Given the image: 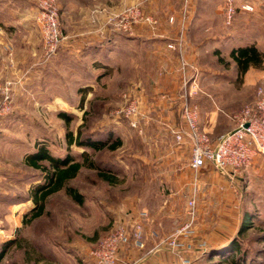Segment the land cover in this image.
Segmentation results:
<instances>
[{
  "label": "rangeland",
  "instance_id": "1",
  "mask_svg": "<svg viewBox=\"0 0 264 264\" xmlns=\"http://www.w3.org/2000/svg\"><path fill=\"white\" fill-rule=\"evenodd\" d=\"M97 1L56 0L63 35L58 50L50 57L46 55V42L37 19L38 0L31 4L41 33L43 60L52 64L54 72L59 70L58 75L51 77V84L62 80L64 86H52L46 95H15L12 81H0V86L10 87L11 95L10 107L0 114V253H4L0 264H96L91 252L98 241L142 210L149 212L145 245L149 228L165 252L156 257L152 254L157 249H130L120 254L117 264L179 263L170 247L160 241L188 220L187 201L196 182L190 167L191 143L188 139L178 143L172 132L186 128L182 104L188 97L198 107L199 125L216 142L221 132L235 127L234 116L254 102L257 87L264 83V77L258 78L256 71L240 73L230 57L234 46L252 35L264 41V9L258 10L256 18L250 16L256 7H264V0H232L236 12L230 23L225 15L228 0H210L213 5L218 1L221 16L214 8V23L194 34L196 38L203 37L209 51L192 61L186 57L184 42L178 67L172 71L178 72L174 82L179 85L176 96L155 90L157 78L172 69L162 68L153 58L158 45L147 37L159 34V16L146 11L143 2L121 7L114 0L110 8L96 4ZM91 2L96 5L93 7ZM196 2L185 0L182 14L169 17L171 23L174 17L183 19L179 34H185L184 40L191 7ZM135 5L146 15L154 16L157 26L130 19L132 29L126 30L120 25L121 18L109 23L110 16ZM244 5L253 9H245ZM3 14L0 18L15 16ZM254 18L261 21L251 22ZM138 25L148 28L146 37L137 36ZM67 38L79 41L81 52L78 58L71 54L62 65L56 64ZM169 43L167 49L173 50ZM240 46L246 45L236 47ZM183 61L187 63L185 68ZM194 83L197 87L190 92ZM159 100L178 104L163 111ZM133 102L141 111L135 116L136 125L124 113ZM213 112L219 120L214 127H206L202 119ZM80 128L84 136L108 139L112 135L113 139L121 137L123 144L114 151L79 146L70 142L67 134L72 131L77 136ZM42 145L55 156L71 153L80 161L82 153L89 152L105 169L102 171L116 180L104 179L99 169L84 167L70 185L85 195V203L75 202L65 190H60L48 198L45 213L30 221L35 207L32 191L44 182V173L27 165L25 158ZM260 156L235 176L210 166L200 172L194 233L189 239H181L183 243L190 242L184 255L196 264H233L232 257L210 256V252L225 249L238 236L246 212L254 216L253 227L240 237L239 245L251 257L264 249V243L257 241L264 230V154ZM171 256V262L166 263ZM251 257L246 264H264V257Z\"/></svg>",
  "mask_w": 264,
  "mask_h": 264
},
{
  "label": "built area",
  "instance_id": "2",
  "mask_svg": "<svg viewBox=\"0 0 264 264\" xmlns=\"http://www.w3.org/2000/svg\"><path fill=\"white\" fill-rule=\"evenodd\" d=\"M38 8L37 19L46 42V55L50 57L58 50L63 35L60 29L56 0H38ZM244 8L253 9L250 5H244ZM235 12L233 1L228 0L225 7L227 23L232 21ZM117 18H121L120 25L126 30L132 29L130 19L152 26L158 24V20L154 16L146 15L138 5L125 9L119 15L110 16L109 23L116 22ZM184 42L182 33L175 41L169 43V47L181 53L182 57ZM186 65L187 63L183 61L184 68ZM184 77L187 79L186 72H184ZM187 83L188 81L185 80V85ZM195 85L194 83L193 87H190V92L197 87ZM10 104V87L8 85L0 86V114L8 109ZM124 111L126 117L132 120L133 125H136L135 116L141 114L139 105L133 102ZM182 115L186 128L172 129V132H174L178 143L181 144L187 139L191 143L190 167L196 175V182L187 201L188 220L176 231L164 237L160 244L170 247V251L178 258L179 264H196L184 255V251L191 246L190 242L183 243L181 239H189L193 235L198 218L199 188L197 178L202 169L209 166L225 175L235 176L241 170L249 167L259 155L264 154V83L257 87L254 102L234 116L236 122L232 129L234 132L229 134V131L221 135L216 142H213L209 132L199 125V109L190 102L188 97L182 104ZM148 219L149 212L142 210L137 217H129L121 222L111 233L98 241L91 252V258L96 264H117L120 260L121 250L130 245L145 248V221Z\"/></svg>",
  "mask_w": 264,
  "mask_h": 264
},
{
  "label": "crops",
  "instance_id": "3",
  "mask_svg": "<svg viewBox=\"0 0 264 264\" xmlns=\"http://www.w3.org/2000/svg\"><path fill=\"white\" fill-rule=\"evenodd\" d=\"M33 1L35 0H0V15H2L3 12L15 15L11 16L9 19H6L5 16L0 18V81H12V89L15 95H46L50 93L52 86H64V81L62 80L57 83L55 82L56 84L54 85L51 84V77L58 75L59 70L54 72L52 70V64L43 60L41 33L39 27L34 21V11L31 9ZM116 2V4L121 7L133 2H143L146 11L155 13L159 16L160 24L157 31L159 34L149 36L148 28L138 25L136 27V31H138L137 36L146 37L148 35L147 37L153 42V45H158L156 48V55H154L153 58L162 66V68H169V70L172 68L169 74L163 75V78H157L158 83H156L157 86H155V90L158 89V93L160 91H168L171 95L176 96L178 94L179 85L174 82L176 77L175 74L178 72L172 73V71L178 67L179 52L175 49H167V44L172 40L175 41L179 37V31L182 27L183 19L178 17L177 20H175L174 17V21L171 23L169 22V17L174 14L177 16L182 14L185 9V6L183 5L185 0H117ZM99 3L110 7L113 5L114 0H99L96 2V4ZM96 4L93 2L92 6L94 7ZM214 8L216 9L215 13L220 15L222 11L218 1L213 5L210 0H197V2L191 7L192 16L186 28V47L184 52L186 53V57L192 61L200 59V56L209 51L208 48L204 46L203 37H200L202 39L196 38L194 34L196 33L197 35L198 32L201 33V31L204 30L203 27L205 25L214 23V17H211V14H215L213 12ZM261 9L263 10L264 7H256L255 13L250 14V16L256 18L260 14V11L258 10ZM255 18L251 22L257 24L260 19L257 20ZM198 39H200V41H197ZM241 44H255L264 53V41L255 38L253 35L250 36V38H247L245 42L236 44V46ZM79 48V41L69 38L65 39L57 58L58 61L56 60V64L62 65L65 58L69 57L71 54L78 58V52H81V49ZM171 63H173V66H171ZM257 70L261 71L257 72ZM248 71H256L258 78L264 77V61L262 67L251 66ZM174 100H176V97H174ZM158 104H160L159 108L164 111L168 108L173 109L178 102L176 101L173 106V102L170 103L168 101L159 100ZM207 116L208 117L202 119L203 124L206 127L207 125L208 127H214L219 120V115L216 112H213ZM233 128L231 127L230 129L221 132L219 137L228 133ZM259 156L257 158H259ZM150 234L149 228H147L146 247L144 249H157L152 255L162 257L164 254L162 252H165L162 251V249L165 248L159 247L156 238L154 239ZM130 249L139 248L132 246ZM172 257L173 256L169 257V260H166L165 262H171L170 260Z\"/></svg>",
  "mask_w": 264,
  "mask_h": 264
},
{
  "label": "trees",
  "instance_id": "4",
  "mask_svg": "<svg viewBox=\"0 0 264 264\" xmlns=\"http://www.w3.org/2000/svg\"><path fill=\"white\" fill-rule=\"evenodd\" d=\"M230 57L236 63L240 73H246L251 66L262 67L264 61V53L255 44L233 48ZM222 59L223 58L220 60ZM61 116L67 119L69 118L66 113H62ZM67 135L70 142L79 146L92 148L95 151H102L104 149L114 151L123 144L121 137L113 139L112 135L108 139H97L93 135L84 136L81 128L79 129L77 136H74L72 131H69ZM81 158L82 160L80 161L71 153H68L65 156H55L45 145L37 147L35 152L26 156L25 163L27 165L40 169L44 173V182L37 185L32 191V198L35 202V207L31 212L30 221L39 218L45 213L48 198L60 190H65L68 196H70L75 202L81 205L84 204L85 195L78 188L70 185V181L73 180L84 167L99 169L101 170L100 174L104 179L111 182L116 180L113 175L102 171L103 168H101L99 163L91 157L89 152L85 151L82 153ZM253 217L254 216L251 212H246L238 231V236L231 240L225 246V249L211 251L210 256L217 255L225 258L232 257L231 260L233 264H246L247 259L250 258L251 255L248 250L241 249L238 240L253 227ZM257 241L264 243V230L261 235L257 237ZM130 247H132V245L121 250L120 254L130 251ZM3 251H5V249H3ZM3 256L4 253H0V262ZM254 256L256 258L264 257V249H259ZM255 257H251V260H255Z\"/></svg>",
  "mask_w": 264,
  "mask_h": 264
},
{
  "label": "water",
  "instance_id": "5",
  "mask_svg": "<svg viewBox=\"0 0 264 264\" xmlns=\"http://www.w3.org/2000/svg\"><path fill=\"white\" fill-rule=\"evenodd\" d=\"M246 126H248V124H246ZM234 132V130L230 131L229 134H232Z\"/></svg>",
  "mask_w": 264,
  "mask_h": 264
}]
</instances>
